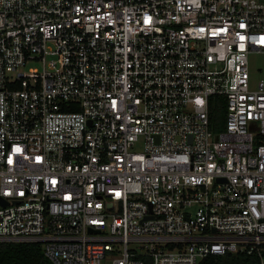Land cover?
<instances>
[{
  "label": "built area",
  "instance_id": "obj_1",
  "mask_svg": "<svg viewBox=\"0 0 264 264\" xmlns=\"http://www.w3.org/2000/svg\"><path fill=\"white\" fill-rule=\"evenodd\" d=\"M252 50L264 0H0V240L51 264H264Z\"/></svg>",
  "mask_w": 264,
  "mask_h": 264
},
{
  "label": "trees",
  "instance_id": "obj_2",
  "mask_svg": "<svg viewBox=\"0 0 264 264\" xmlns=\"http://www.w3.org/2000/svg\"><path fill=\"white\" fill-rule=\"evenodd\" d=\"M223 107L221 96L217 97L215 106L211 105V112L217 121L215 130L222 127ZM0 264H51V262L44 255L40 241L0 240ZM198 264H258V258L254 254L226 253L207 255Z\"/></svg>",
  "mask_w": 264,
  "mask_h": 264
},
{
  "label": "rangeland",
  "instance_id": "obj_3",
  "mask_svg": "<svg viewBox=\"0 0 264 264\" xmlns=\"http://www.w3.org/2000/svg\"><path fill=\"white\" fill-rule=\"evenodd\" d=\"M248 74L250 86H253L255 81L264 75V53L252 50L247 54ZM258 68H261L260 71ZM132 150L140 151L142 149V138L139 137L131 147Z\"/></svg>",
  "mask_w": 264,
  "mask_h": 264
},
{
  "label": "water",
  "instance_id": "obj_4",
  "mask_svg": "<svg viewBox=\"0 0 264 264\" xmlns=\"http://www.w3.org/2000/svg\"><path fill=\"white\" fill-rule=\"evenodd\" d=\"M205 258H206V256H203V257L200 259V261H203Z\"/></svg>",
  "mask_w": 264,
  "mask_h": 264
}]
</instances>
